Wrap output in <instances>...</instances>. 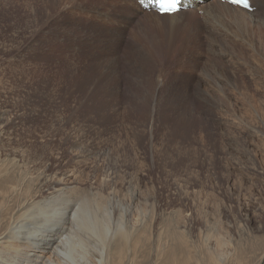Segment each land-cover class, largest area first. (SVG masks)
<instances>
[{
    "label": "rangeland",
    "instance_id": "374dc122",
    "mask_svg": "<svg viewBox=\"0 0 264 264\" xmlns=\"http://www.w3.org/2000/svg\"><path fill=\"white\" fill-rule=\"evenodd\" d=\"M110 8L108 0H0V233L9 235L0 257L22 261L26 238L52 230L51 222L34 228L42 209H58L64 242L79 234L67 216L100 203L96 214L114 230L128 225L114 264H166L175 247L178 264H235L242 244L241 264H264V47L239 40L213 51L200 16L174 38L150 20L124 23L138 34L121 42ZM129 39L148 52L139 83ZM118 58L119 77L92 91L80 84ZM115 79L121 94L105 89ZM175 81L174 98L187 96L169 107ZM157 82L163 90L152 97ZM63 242L46 264L63 263Z\"/></svg>",
    "mask_w": 264,
    "mask_h": 264
},
{
    "label": "bare ground",
    "instance_id": "6f19581e",
    "mask_svg": "<svg viewBox=\"0 0 264 264\" xmlns=\"http://www.w3.org/2000/svg\"><path fill=\"white\" fill-rule=\"evenodd\" d=\"M184 2H186L188 5L187 6L183 5V7L179 11H177L175 13H172V14H160L156 9H154L152 7H145V5L143 3H141L140 0H108L109 7H111L110 9H112L114 12L110 13V12L107 11V13H108V16H113L114 15L117 18L119 16V18H121L120 21L122 20V23H120V21H119L120 24H119L118 30H117V33H118L117 35H118L119 40L121 42L123 40V37L126 36V35L132 36L133 34H136V35L138 34L137 31L134 30V29L129 31L128 30L129 27H127V28L123 27L124 23L127 24V25L128 24H132V23H137V25L138 24L141 25L144 20H150L153 23L159 25V28H162L163 25H166V30L168 31L169 36L174 38L173 35L175 33H178L181 29H186L184 26L187 25V23L189 22L190 18H194V17L200 16V17H198L199 19L202 20L200 27L205 29V32H206L208 40H209V41L207 40L208 41V46L213 51H216L219 48V46H221L222 44L230 43V42L237 43V41H239V40H242L243 43L248 44L252 48L260 49V48L264 47V40L262 39V38H264V0H249V5L251 7V10H247V9L241 8V7H239V6L235 5V4L229 3L226 0H184ZM100 8H102V7H100ZM87 9H89V8H87ZM119 9L125 11V13L127 12L128 14L126 15V14L123 13L121 15V12H119ZM74 11H75V9H74ZM88 15H90V14H88ZM88 15H87V17H88ZM108 21H109V18L105 17L102 20V24L104 26H106L107 24H110V22L108 23ZM87 26H88V24H87ZM130 27H132V26H130ZM236 27H238V29H236ZM138 28H140V27L138 26ZM104 30H108V29L105 28ZM256 31L259 32V34L262 36V37L260 36V39H257V40L255 39V36H254V33ZM81 38H82V36H81ZM86 41H87V38H86ZM203 41H204V39H203ZM129 42L134 47V50H135V53H136L135 56H137L138 59H140L138 64H136L134 67L132 66L134 68V71L136 70V72L138 71V73H139V74H136V77H139V79L137 80V83H139L140 82V77L142 75L144 76L143 73L146 71L145 70V64H144V59L148 58V54H147L148 52L144 49V46L141 47L139 45V43H137L136 41H132L131 39H129ZM76 49L79 50L78 47H76ZM262 56L264 57V50L262 51ZM131 60H133V59H131ZM136 62H137V60H136ZM131 63H133V61ZM104 65L105 66L102 67V69L104 68L106 72H102V71L98 72L97 71L98 77H97L96 80H92L91 82L87 81V82L80 83V84H82V86L86 87L87 89L88 88L91 89V91H92V89H98L99 87H102L101 80L103 78H105V77L108 78L113 73L117 72V70H118V68L120 66L119 58L118 59L109 60V61L106 62V64L104 63ZM130 72H132V71H130ZM116 76L117 75L115 73V77ZM117 77H119V76H117ZM114 78L112 77L113 80H114ZM160 86H161L160 82H157L155 85H153L154 92L152 93V97H155L157 92L162 89V88H160ZM178 86H182V85H177L176 81L174 83H172V85L170 86V91H169V96L170 97H169V99H165V101L168 103L169 107H171L172 105H176L175 102H178L179 106H181L183 104V103L181 104V102L187 96V95H183V97L182 96H177L179 98V99L177 98L178 100L174 98V96L176 94L174 95L173 90L175 88H178V90L180 88H182V87H178ZM105 89H106L107 92H110V93L117 92L118 94H121L122 92H121L120 80L119 79H115V81L111 82L109 85H107L105 87ZM236 91H238V90H236ZM150 92H152V91H150ZM185 93H187V89H185ZM178 95H179V93H178ZM145 98H147V97H145ZM212 103H214V102H212ZM186 114H188L187 110H186ZM159 115H161V113ZM156 116H158V115H156ZM152 117H154V115ZM184 118H185V114H184ZM182 121L184 122L185 119H182ZM152 122H153V119H152ZM54 184H55V182H54ZM69 184H70V182H69ZM52 189H53V187H52ZM49 195H53V194H49ZM89 195H88V197H89ZM28 197L29 196H27V198ZM29 198H31V197H29ZM29 198H28V200H29ZM47 198H49V197H47ZM83 200H87V198H85ZM93 200H94V197H93ZM82 202H84V201H82ZM86 202H88V200L85 201V204H86ZM88 203L90 205V202H88ZM39 205H41V204H39ZM98 205L96 204V207L94 206L95 207L94 210H92L93 207H91V209L89 208L88 210H85V209H83V210L82 209L75 210L72 213L71 216H70V214L67 216V217H72V219H77L76 221H78L77 225L79 224L78 228H79V234L80 235L79 234L76 235L75 232H74L75 235L69 233L70 235H67V236H69L67 238H66L65 235H63L66 238L64 242L62 241L64 239V237H63L62 240H59V235L55 231V229L60 225V223L58 222V219H60V218L57 219V216H56L57 215L56 211L58 209L55 207V208H52V209H46V210L42 209L41 210L38 207L41 211L39 210L40 213L38 214V217H36L38 219H37V223L34 226V228L36 230H39L41 228V227L39 228L40 224H45V223L51 222L50 224H53V226L50 227V228H52V230L50 229V231H46V234H43V235L40 232V234L42 236H41L40 239L37 237L38 238L37 241H35V240L31 239V238H26L29 241V243L27 241V243H28L27 246L30 247L29 248L30 250L24 251L25 252V257H24V259L22 261H16L13 264H46L45 260L46 259L47 260L50 259V256L53 255L52 253L56 250L57 246H58V248H60L59 247V243H62V242L65 245L63 251L61 250L62 253H60V254H63L62 257L64 258L62 264H114L115 261L119 258L118 256L120 255V253L123 251V248H124L125 244L128 245L127 239L129 237V234H128L129 231H128V228L126 227L127 223L125 225H123V221L119 220L120 223H117L118 220L117 221L115 220L116 223L119 224V225H117V228L114 230L113 229V225H112L111 221L108 219V217H106V214H105V216L104 215L100 216V215L96 214ZM51 206H49V207H51ZM78 206L83 207L82 204H79ZM90 206H92V205H90ZM52 207H54V206H52ZM106 208H107V206H106ZM35 209H36V207H35ZM106 210L108 211V209H106ZM60 211H62V210H60ZM107 211H106V213H107ZM63 212L65 213L66 211L63 210ZM110 212L111 211L109 210V213ZM110 216H109V218H110ZM11 219H12V217H11ZM119 219H120V216H119ZM63 220H64V218H63ZM65 221H66V219H65ZM69 221L71 222V220H69ZM112 221H114V220H112ZM74 223H76V222H74ZM8 224H10V223H8ZM45 226H47V225H44V228H45ZM48 226H49V224H48ZM26 228H25V230H26ZM46 228L48 229V227H46ZM69 228L70 229H68V231L71 232V227H69ZM76 229H77V226H76ZM101 230L103 231V234H102ZM61 233H62V231H61ZM8 236L9 235H7L6 232L0 233V247L2 246V244L4 242V241H2L3 238H7ZM20 238H21V236H20ZM108 238L110 239L111 242H110V244L108 246V250H107V239ZM23 239L25 240V237L22 238V240ZM30 240H33L34 242H30ZM117 241L118 242L120 241V243L117 244L116 243ZM140 243H141V241H140ZM10 245H12V244H10ZM5 246H6V244H5ZM12 248H14V247H12ZM236 248H237V246L235 247V249ZM92 249L97 250V252L100 253V255H98V256H100V259L98 258L99 259L98 261H94L92 259L93 258L92 257L93 253L91 252ZM246 250L247 249L245 248V246L243 247V244H242V246H240V245L238 246V248L236 250L237 251L236 253L237 254L239 253V258L238 259L235 258V261H236L235 264H241V262L242 263L244 262V258L242 256H243V253H245ZM56 252L59 253L57 250H56ZM191 252H192V250H191ZM1 253H3V252H1V250H0V255H1ZM179 253H180V251H179L178 247H175L174 249L170 250L169 254L167 256V259H166L167 260L166 264H178ZM185 254H186L187 260H189L190 256L187 255V253H185ZM56 256H57V254H56ZM59 258H57L56 264H61L60 263L61 260H59L60 262L58 261ZM120 258H121V256H120ZM60 259H62V258H60ZM51 260H52V258H51ZM120 260H123V259H120ZM260 260L262 261V258H260ZM55 261H56V259H55ZM9 263L5 262L4 259H2L0 257V264H9ZM186 264H188V263L186 262ZM255 264H259V260Z\"/></svg>",
    "mask_w": 264,
    "mask_h": 264
},
{
    "label": "snow or ice",
    "instance_id": "6c2138e0",
    "mask_svg": "<svg viewBox=\"0 0 264 264\" xmlns=\"http://www.w3.org/2000/svg\"><path fill=\"white\" fill-rule=\"evenodd\" d=\"M143 0H141V3ZM233 3L242 6V7H249V0H232ZM182 0H168V5H167V11L169 12H177L180 10Z\"/></svg>",
    "mask_w": 264,
    "mask_h": 264
}]
</instances>
